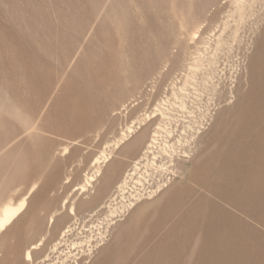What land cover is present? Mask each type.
I'll list each match as a JSON object with an SVG mask.
<instances>
[{"label": "rangeland", "instance_id": "1", "mask_svg": "<svg viewBox=\"0 0 264 264\" xmlns=\"http://www.w3.org/2000/svg\"><path fill=\"white\" fill-rule=\"evenodd\" d=\"M263 15L264 0H0V214L27 202L0 264H58L43 259L63 230L84 237L113 194L82 189L95 159L132 123L117 161L142 131L165 136L183 98L211 120L84 264H264Z\"/></svg>", "mask_w": 264, "mask_h": 264}, {"label": "bare ground", "instance_id": "2", "mask_svg": "<svg viewBox=\"0 0 264 264\" xmlns=\"http://www.w3.org/2000/svg\"><path fill=\"white\" fill-rule=\"evenodd\" d=\"M262 19H264V15L262 16ZM198 32L199 30L196 31L194 34L196 35ZM175 81L176 80H174V82ZM175 85L174 87H177ZM167 95L168 93H166V96ZM166 96H164L163 98H165ZM171 99L173 100V98ZM178 100H180V98ZM180 101L181 104L178 103V101L177 102L174 101V102L180 104L178 106H180V108L182 109L184 113V118H182L183 120L178 119L179 117L178 118L174 117L175 120H173V118L170 119L175 123L173 122L174 126L171 125L172 126L171 128L164 129L166 133L165 136H162L163 133L161 132L162 133L161 134L160 130L156 129L151 139L146 142L144 140L145 130L142 131L139 136L133 139L134 142H131L125 148V150H123L120 153L121 159L117 161V159L114 158V154H113L114 150L119 146L125 144L126 142H129L133 138L134 133L137 131L136 129L140 128L139 125H135V123H132L130 125H127L126 128L123 130V132H121V135L115 140L114 144L109 146V151L103 152L95 159L93 164L94 166L93 171L91 174H88L86 179L87 186L83 185L82 189L84 191H87L89 190V188H91L90 190L91 192H94L93 195L94 197L100 195L102 193V190L103 192L105 190L106 191L113 190L112 191L113 194L111 196L112 198L110 197L108 201L103 203V205H106L107 210L103 212L104 214L102 218H100V216L97 218V222H95L96 224L94 223V225L89 227V231L84 230V228H86V225L82 224L81 234L83 233L86 234L84 237L78 238L79 233H77L76 234L77 237L72 238V236L75 234V231L78 230V227L71 225L66 227L61 233L60 238L51 247L50 253H47L44 256L43 260L50 259L51 254L54 255L58 253L59 254L57 255L58 264H68V261L71 258H73V262L71 264H84L85 260H87L92 255L94 250L104 244V241L107 239L110 233V229L113 227L114 224L117 223V221H120L119 219L122 216L126 215V213L129 212L132 208H134L137 204L141 203V201H143V198L145 196L151 197L164 190V187L166 186V184L170 179L169 175L175 173L176 159L181 155L184 156L187 155L188 150L192 147V144L194 143L193 142L194 136L196 137L198 133L201 134V132H203L202 130L205 128V126L212 118L211 115L212 110L208 109V107L207 109H205L206 110L205 112L203 111L200 115L194 116L192 111L193 109L191 111L188 110L189 109L187 106L188 103L187 104L185 103L184 98L183 100ZM162 102L165 103V101ZM171 104L169 105V107H171ZM198 104H200L199 101ZM157 108L155 106V109ZM151 113L155 114V112H151ZM177 113L178 112H176V114ZM177 116L179 115L177 114ZM162 117L163 116H161V118ZM169 118L167 119V122ZM148 119H151L150 113L146 115L144 120H148ZM144 120H142L138 124H141ZM170 120L169 123L171 124ZM164 122L166 124V121ZM161 128L163 127L161 126ZM137 142H139L138 147L136 146ZM131 159L132 162H130V164H128L127 166V167L130 166L131 169L128 170L127 167H125L126 166L125 161L126 160L130 161ZM107 163L110 164L108 165V167L104 172L103 166L106 165ZM98 177L101 178V182H100L101 184H100V188L96 189L95 188L96 186H94L93 183L97 180ZM26 203H27L26 198H23L21 202H19V204L16 205L6 204L2 207L0 214V231L5 229L10 223H12V221L17 217V215H19V213H21V211L24 209ZM51 221H53V216L50 217L49 224H51ZM42 240L43 238L38 242H36L35 244H33L27 250L26 253L27 259L29 260L31 259L32 257L31 249L39 248V246L42 244Z\"/></svg>", "mask_w": 264, "mask_h": 264}]
</instances>
